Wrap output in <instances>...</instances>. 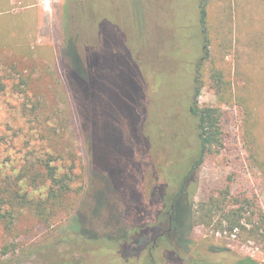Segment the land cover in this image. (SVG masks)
<instances>
[{"label": "rangeland", "instance_id": "1", "mask_svg": "<svg viewBox=\"0 0 264 264\" xmlns=\"http://www.w3.org/2000/svg\"><path fill=\"white\" fill-rule=\"evenodd\" d=\"M207 2L208 59L198 0H0V264H264V0ZM196 87L223 145L191 173L185 239L149 254L154 235L137 245L131 226L199 160ZM224 192L226 210L248 204L246 232L196 223Z\"/></svg>", "mask_w": 264, "mask_h": 264}, {"label": "trees", "instance_id": "2", "mask_svg": "<svg viewBox=\"0 0 264 264\" xmlns=\"http://www.w3.org/2000/svg\"><path fill=\"white\" fill-rule=\"evenodd\" d=\"M198 23L199 27L202 30L203 33V48L205 50V58L208 59L210 57V28H209V10H208V2L207 0H198ZM225 49V48H224ZM75 69L78 70V73L83 70L86 71V68H83L79 63H78V68L76 67ZM211 78L213 82L215 83L217 88H221V90L225 91L228 90V83L224 80V74L221 71L214 70V72L211 75ZM199 88L196 87V92L194 96V101L191 103L189 107L190 114L196 119L197 122V132H198V138L199 142L201 145V152H199V160L197 161V164L201 162V157H202V152H209L212 148H220L223 145V138H222V114L220 112L219 108H214V107H204L200 108L198 106L197 102V96L199 93ZM225 95V93H224ZM250 122V116L249 113L246 114V119L244 120L245 124V136H246V144H248L247 149L248 151L255 156V151L252 149V133H250L251 128L249 126ZM260 156H258L256 159H258ZM49 178L55 181L56 185H60L61 189L60 191H67V184L64 182L66 180L65 177H62L60 179H55L54 178V171L49 169L48 173ZM100 178L103 180L104 183L105 177L102 175ZM65 183V184H63ZM116 193V192H115ZM109 191L105 192V198L103 202L105 203L106 197H108ZM222 196L220 198H213L211 197L207 202H203L199 204L198 210H197V215L195 216V221L198 224H203L206 226H210L211 223L214 221L215 217H218L217 221L215 222V228L216 229H221L226 225L225 227L229 231H233L235 229H239L242 232H246V227L243 226L242 224V212L244 210V206L248 205L247 203L241 204L239 208L237 209H229L226 210V192L221 194ZM12 199L8 197L7 199L5 198H0V204L1 203H6L10 202L11 203ZM237 202H240V200H235ZM106 205V203H105ZM135 209H133L134 212ZM7 216V213L5 214H0V218L4 219ZM263 217L260 215V223H263ZM130 227V225H129ZM146 227L142 226L141 228H136L134 226H131V233L132 239H135L134 241L135 244L140 245L142 244L144 237L147 235L146 233ZM117 229H114L117 233ZM135 231V232H134ZM129 231H125L121 233V236H126ZM249 235L254 234V230L248 231ZM146 233V234H145ZM124 234V235H122ZM120 235V234H119ZM10 254L9 248L5 247L2 251V256ZM236 264H258L251 258H243L237 261Z\"/></svg>", "mask_w": 264, "mask_h": 264}, {"label": "flooded vegetation", "instance_id": "3", "mask_svg": "<svg viewBox=\"0 0 264 264\" xmlns=\"http://www.w3.org/2000/svg\"><path fill=\"white\" fill-rule=\"evenodd\" d=\"M196 168L197 162H194L180 179L175 193L171 195V198L165 200V196L162 192L157 193L159 203L162 204L163 202V205L166 204L165 206H168V210L164 213H160L159 211L152 224L147 223L144 225L146 227V233L154 235L149 254H151L153 249L158 247L157 242L162 241L168 247L170 245L173 246L169 238H175L178 242H182L185 239L188 224L189 221H191V214L188 208L189 180H191V173H193V170ZM180 211H182L181 215L179 214ZM186 216L188 217L186 218Z\"/></svg>", "mask_w": 264, "mask_h": 264}]
</instances>
